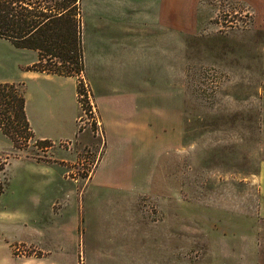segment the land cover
I'll return each instance as SVG.
<instances>
[{"label":"rangeland","instance_id":"rangeland-1","mask_svg":"<svg viewBox=\"0 0 264 264\" xmlns=\"http://www.w3.org/2000/svg\"><path fill=\"white\" fill-rule=\"evenodd\" d=\"M177 2L180 32H190L187 39L195 55L184 81L189 100L195 105L194 117L186 123V142L194 144L195 152L177 158L171 176H178L176 187L184 198L187 192L196 199L202 193L211 195V205L205 210L189 204L200 220L194 226L195 234L190 235L195 242L185 241L192 227L179 225L177 260L166 261L160 255L170 248L157 246L155 229L139 224L131 233L111 228L90 232L88 225L73 218L77 202L71 198L66 209V220L71 225L60 232L65 236V247L55 248V253L51 248L52 255L60 257L59 261L49 257V264H264V180L259 176L264 162V0ZM90 7L91 0H83L86 34ZM36 61L37 51L18 48L0 38V83H14L23 92L33 132L27 145L18 141L23 145L18 149L0 130V190L7 182L16 186L38 177L35 181H47L43 177L47 166L29 162L26 157L42 162L53 147V151L70 150L71 160L66 162L70 168L66 175L71 181L68 187L80 192L97 155L84 141H92L88 131L83 138L77 136L87 126L95 135L100 131L98 115L80 106L90 100L93 103L92 96L79 100L83 83L90 91L89 85L82 70L65 80L69 87L74 83V93L71 88L63 92L62 87L51 90V94L39 93L33 78L41 72L34 69ZM41 136L47 141L39 142ZM187 156L193 157L196 164L192 169L189 166L191 172L187 171ZM186 175L190 177L188 183ZM78 177L81 179L75 180ZM54 180L52 175L51 191L62 189L60 183L53 188ZM186 204L180 201V209H186ZM139 206L146 216L154 218L153 199H140ZM22 234L26 235V229ZM203 243H209L210 248L205 249ZM22 251L17 246L12 248L14 255ZM24 251L28 254L27 249ZM0 257L5 264H22L3 249Z\"/></svg>","mask_w":264,"mask_h":264},{"label":"crops","instance_id":"crops-1","mask_svg":"<svg viewBox=\"0 0 264 264\" xmlns=\"http://www.w3.org/2000/svg\"><path fill=\"white\" fill-rule=\"evenodd\" d=\"M80 3L83 72L100 131L95 135L87 126L77 138L89 132L92 141H84L97 155L96 162L85 188L75 192L69 190L71 181L66 177L69 149L53 151L50 147L51 154L42 162L26 157L47 166L43 177L48 180L32 178L28 184L16 186L7 182L1 188L0 251L22 264H47L50 258L59 261L51 248L65 247L60 232L71 225L66 209L74 198L77 211L73 218L88 225V231L111 228L131 233L139 224L155 229L157 246L170 248L160 256L173 263L177 260L179 225L192 227L185 241L195 242L190 235L195 234L194 226L200 220L189 204H197L198 210L211 205L210 194L202 193L200 199L189 192L186 198L181 196L176 187L178 176H171L176 159L195 152L194 144L186 142V123L195 110L184 87L188 66L195 61L193 44L187 39L190 32H180L177 0H91L86 34L83 0ZM36 74L37 92L51 94L62 87L61 91L71 88L74 93V83L65 85L72 76ZM187 166V171L196 166L193 157L187 156ZM52 175L53 188L60 183L62 189L51 191ZM259 176L264 180V162ZM189 179L186 175L187 183ZM144 198L154 200V218L140 209L139 201ZM180 201L187 203L186 209H180ZM202 245L205 249L211 246ZM16 246L23 251L14 255ZM3 259L0 257V264H5Z\"/></svg>","mask_w":264,"mask_h":264},{"label":"trees","instance_id":"trees-1","mask_svg":"<svg viewBox=\"0 0 264 264\" xmlns=\"http://www.w3.org/2000/svg\"><path fill=\"white\" fill-rule=\"evenodd\" d=\"M81 30L80 0H0V38L37 51V71L76 77L83 70ZM0 130L18 149L33 137L14 83H0Z\"/></svg>","mask_w":264,"mask_h":264},{"label":"built area","instance_id":"built-area-1","mask_svg":"<svg viewBox=\"0 0 264 264\" xmlns=\"http://www.w3.org/2000/svg\"><path fill=\"white\" fill-rule=\"evenodd\" d=\"M83 88L85 89V91ZM83 88H82L81 92L79 93L80 102L83 98H85V99L87 98V100L90 99V96H91L88 87H86V85H84V83H83ZM80 106L84 107L85 112L88 111L89 113H93L95 116H97L96 110H95L94 105H93L91 100L89 102L86 101L84 104H81ZM88 106H89V108H88ZM94 121H95V124L98 125V121L96 118Z\"/></svg>","mask_w":264,"mask_h":264}]
</instances>
